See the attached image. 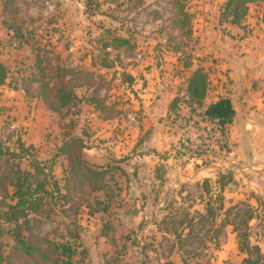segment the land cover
Here are the masks:
<instances>
[{
    "label": "rangeland",
    "instance_id": "374dc122",
    "mask_svg": "<svg viewBox=\"0 0 264 264\" xmlns=\"http://www.w3.org/2000/svg\"><path fill=\"white\" fill-rule=\"evenodd\" d=\"M5 1L0 33L22 35L0 34V264H66L62 247L71 264H264V191L242 137L185 104L200 69L220 97L202 0H14L12 18ZM36 64L77 96L60 114L30 98L38 85L22 91ZM76 152L103 178L71 185Z\"/></svg>",
    "mask_w": 264,
    "mask_h": 264
},
{
    "label": "crops",
    "instance_id": "0c3cea01",
    "mask_svg": "<svg viewBox=\"0 0 264 264\" xmlns=\"http://www.w3.org/2000/svg\"><path fill=\"white\" fill-rule=\"evenodd\" d=\"M227 1L202 0L201 6L197 9L202 24L200 26L203 40L202 45H206L205 51L208 52L207 55H210L206 63L209 64L211 61H217L215 78L217 79L218 87L215 93H218L220 96L215 97L216 99L212 101H208L211 97L209 95L206 97V102H204L206 104H203L206 110L209 105L218 102L220 99L228 98L231 100L236 115L234 122L229 126L231 130L236 129L235 132L241 135L243 143V146L239 148L238 158L246 165L247 173L254 175L256 186L258 184V187L263 192L264 0H258L248 6V15L242 27L227 23L220 24V15ZM13 3L14 0L4 2L3 13L8 18H12V16L17 14L13 10V13L5 10L6 4L12 7ZM226 25L227 27L229 26L228 31H232V37L224 35ZM12 28L11 26L7 28L8 30L4 28L0 34L4 36L7 33V37L10 36L12 39V34H14ZM208 45L209 48L207 49ZM4 58L6 59V57L0 56V64L7 67V61ZM227 80H230L232 83L224 86L223 83ZM8 86L10 87V85ZM10 89L12 92L22 90L21 87H17V89L10 87ZM0 92L4 93L0 100L5 105H9V100L6 98V95H9L8 90H1ZM208 92L210 93V91ZM24 94L26 97L25 91ZM26 101L28 100L26 99ZM207 101L209 102L208 104Z\"/></svg>",
    "mask_w": 264,
    "mask_h": 264
},
{
    "label": "trees",
    "instance_id": "16d2710c",
    "mask_svg": "<svg viewBox=\"0 0 264 264\" xmlns=\"http://www.w3.org/2000/svg\"><path fill=\"white\" fill-rule=\"evenodd\" d=\"M258 0H228L225 4L223 11L220 15V24L224 22L227 24H231L233 26L242 27L243 22L248 15V6L252 3L257 2ZM180 0H176V4L180 5ZM182 8V6H181ZM5 10L12 12V7L9 4L5 5ZM183 9L180 10L182 12ZM16 13V11H14ZM183 16L185 20H189L192 18L190 14L183 11ZM14 32V36L16 38L21 37L22 32L20 29L12 28ZM36 72L31 75L26 82L23 80L21 81L22 88L26 93V96H30V92L27 90V82L38 85L37 92L35 95L30 98L34 99H42L44 102L47 103L48 108L54 112L59 113L62 111L63 108L68 107L70 104L74 103L77 99L76 94L72 91L67 89L66 86L62 84H57L59 78L63 76V74L58 73L57 76H49L45 74V69L40 68V64H36ZM8 78V70L7 68L0 64V86L4 85ZM17 89V86L14 87ZM209 90L208 84V76L204 72V70L200 69L197 70L192 78L190 79L189 86L187 88V92L185 97L186 106L190 110H194L196 107H202L204 100L207 97ZM177 101L173 103L172 106H175ZM235 110L233 104L230 99L224 98L220 99L218 102L211 104L208 108L202 113V120L206 123L216 125L219 129L224 130L227 126L231 125L234 122L235 118ZM71 144L68 147L73 149L75 145L79 143V140H71ZM76 142V143H74ZM80 144V143H79ZM82 146L80 145L79 148ZM82 154L80 152L74 153V155L70 156V177H71V185L74 183H78L79 187H83L84 183H90L94 179H102L103 176L95 172L89 165H86L85 162L82 160ZM23 175L29 176L30 174ZM25 182V180H24ZM22 190L19 187V183L16 184V198L18 200L17 206L25 207L27 201L23 200V194H21ZM18 208L16 210H18ZM18 239V238H17ZM20 245H22L21 251L26 255H31L30 251L37 253L34 248L28 246L27 240L26 243L22 238L20 240ZM62 255L66 256L69 260H67L66 264H71L72 256H74L73 252H71L70 248L62 247Z\"/></svg>",
    "mask_w": 264,
    "mask_h": 264
}]
</instances>
